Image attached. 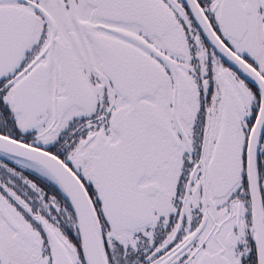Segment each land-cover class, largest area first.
Masks as SVG:
<instances>
[{"label":"snow or ice","instance_id":"6c2138e0","mask_svg":"<svg viewBox=\"0 0 264 264\" xmlns=\"http://www.w3.org/2000/svg\"><path fill=\"white\" fill-rule=\"evenodd\" d=\"M0 264H264V0H0Z\"/></svg>","mask_w":264,"mask_h":264}]
</instances>
